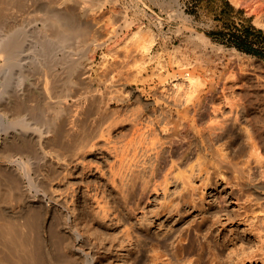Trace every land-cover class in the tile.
<instances>
[{"label":"rangeland","instance_id":"obj_1","mask_svg":"<svg viewBox=\"0 0 264 264\" xmlns=\"http://www.w3.org/2000/svg\"><path fill=\"white\" fill-rule=\"evenodd\" d=\"M65 1L24 0V7L21 8L24 13L19 9L23 18L18 16L21 19L19 23L24 24V32L30 36L36 31L44 33L36 30L35 27L38 26L34 24L44 16L38 11L40 4L47 3V6L55 10L70 8L74 13L78 11L76 15L87 12L85 20H89L84 25L88 29L92 22L94 28L98 27L94 31V28L87 30L83 26L84 29L79 33H85L84 37L72 38L76 39L74 43L70 44L73 42L70 41L65 46L73 52L72 59L81 58L80 61L86 63L82 57L87 49L84 39L89 31V35L92 33L90 37L94 35V38L101 39L103 36L98 41L109 40L105 38H110L115 33L116 36L112 37L119 39L117 44L113 42L114 46L110 42L113 47L109 45V49L105 47L95 55L93 72L91 71L92 83L82 80L77 87L73 83L65 84H70L69 88L74 86L73 94L81 95L80 91L88 90L85 93L102 95L105 100H110V111H117L106 123L105 137L96 141L94 152L85 156L88 158H81L84 159L81 161L83 164L78 163L77 179L53 185L59 197L67 198L70 203L74 201V204L71 203L72 208L75 205L71 208L72 218L75 220L77 214L78 225L87 235L86 241L77 243L78 247L82 246L87 250L90 244L96 245L97 260L94 264H153V248L164 252L159 241L167 239L166 246L178 245L180 260H174L175 264H264V187L256 195L250 187L255 183H262L264 186V12L253 13L247 8L236 6L232 0H116L117 3H108L102 9L96 6L93 8L92 2L85 4L83 0ZM135 22L144 23V31ZM27 26L30 31L26 29ZM39 26H42L41 22ZM139 28L142 32H139ZM245 29H252V47L259 50L261 55L249 54L230 44L231 33ZM37 32L35 39L34 35L29 36L31 43L36 40ZM40 36L38 34L37 38ZM201 36L205 40H201ZM29 41L26 40L24 47L30 46V52H34L31 47L34 45V49L40 50V44L37 46L33 41L34 45H31ZM33 55L31 53L30 56L34 58ZM34 62L36 60H33V64L32 61L29 62L24 73L29 76L27 79H34L36 82L43 68L39 69L37 61L35 66L38 64V68L35 69ZM60 64V76L63 75V80H66L68 66L62 68L63 64ZM180 72L195 73L203 82L209 80L221 84L215 96L216 103H220L222 108L216 116L212 115L217 120L213 117L205 119L210 124L227 119L228 122L224 125L226 128L228 123V127L224 129L225 138L222 136L223 140L220 138L209 143L207 150L198 146V141L186 128L175 152L169 154L171 157H168L165 143L157 160L155 153L161 147L155 143L154 135L147 132V123L154 117L162 122L161 120L171 119V116L168 108H164L168 112L165 113L158 107L156 109L151 101L161 99L166 104L173 105L174 98H181L182 93L172 88L174 83H181L186 79L183 76L176 80L178 77L174 75ZM223 85H227L228 89L223 91ZM24 87L27 88L28 85L25 84ZM63 93L67 98H64L65 104L73 114L80 105V99L69 98ZM140 93L143 94L144 103L148 102L146 108L142 105L143 100L140 103L137 101ZM221 94L222 97H228L231 105L221 98ZM118 98H125V101L119 103ZM30 102L33 103L30 106L36 104V97ZM233 103H236V108H241V111L238 109L241 112L239 122L233 119L235 113L230 110ZM27 104L28 102L24 103ZM82 104L87 109V117L95 112L88 102ZM29 105L26 106L28 109L34 107ZM204 124L206 125L203 123L201 128H204ZM215 148L227 155L226 160L231 159L228 161L232 163L231 166L227 162H219L221 156ZM217 148L222 149L220 151ZM208 151L210 153L207 154ZM214 152L220 158L214 157ZM159 162L163 172L155 179L152 171ZM236 164L239 165L238 172L244 167L242 173L234 170ZM169 172L167 189H162L161 186L155 189L156 180L157 183L164 182V175ZM205 178L209 180V185L203 192L200 185ZM73 188L76 193H73ZM35 190L37 192L38 189H32V196L37 195ZM180 198H187L189 201L182 207V212L176 213L177 215L172 212L169 216L161 217L165 211L164 205ZM44 201L46 205H41L45 209L40 204L39 209L36 207L42 214L41 218L46 221L44 223L41 219L40 226L44 227H37H40L41 233L36 227L37 230H28L29 227H24V230L31 234L36 245L37 240H42V243L45 241L44 253L47 249L46 256H49L48 259L52 258V261L48 260L49 263L55 264L57 256L52 253L55 252L51 247L54 238L52 231L59 226L57 217L61 209H56V203L50 202L48 198ZM19 208L14 203L11 211L19 212ZM53 227L55 229L51 230ZM42 228L47 229V232ZM34 232L44 237H38ZM33 235L38 238L37 242ZM53 260L56 262L53 263Z\"/></svg>","mask_w":264,"mask_h":264},{"label":"bare ground","instance_id":"obj_2","mask_svg":"<svg viewBox=\"0 0 264 264\" xmlns=\"http://www.w3.org/2000/svg\"><path fill=\"white\" fill-rule=\"evenodd\" d=\"M232 1L236 4V6L247 8V10H250L253 13L263 14L264 12V0ZM65 2L68 1L66 0ZM114 2H116V0H83V3L94 4L93 8L96 6L100 9L104 7L106 8L108 3L114 4ZM46 4L47 3H43V5L40 4L41 7L38 8V11L41 12L42 15L44 14V16L38 18L34 24L40 27L39 24L41 22L42 26L40 29H38V27L35 28L36 30L44 31V33H38L34 29L42 36V38H40V36L38 39L37 34L36 40H38V42L33 40L36 45L40 44V50L37 51L36 48L34 49L36 46L32 44L33 41L31 40L32 43L29 41V39H31L29 38L30 34L28 35L27 32H24L23 22L19 23L23 18V16L21 17L20 15L21 13L19 9L24 7V0H0V264H52V262L49 263L48 261H52V258L48 259L49 256H46V248V252L44 253L45 246L43 244H45V241L42 243V240H37V242L36 239L38 238L33 235L35 237V241L37 242L36 245L32 239L33 237H30L31 234H28L26 230H24L26 227H29V229L27 228L28 230H30V228L31 230H33V228L37 230L43 226H40L42 214L40 215V211L38 212L36 207L39 204L41 207H44V205H46L44 203L46 198H48L49 201L51 200L56 203V209H61L60 214H57V218H59V226L56 224L57 230L52 231V237L54 236V238L52 240L53 246H51L55 251L52 253L56 254L57 262L59 261V263H57L56 260H53V263L94 264L97 260V252L95 251L96 245L90 244L87 250L82 248V246L78 247L77 245V243L86 241L87 235L82 232L80 226L78 225L79 219H77V214L75 215V220L71 215V203L74 202L73 200H75V198L73 200L69 198L73 201L70 203L67 198L59 197L56 194L57 192L53 185L55 183L62 184L65 181L68 183L77 179L76 172L78 170H76V168L79 167L78 163L83 164L81 161H84V159L81 158H88L85 156L94 152L96 141L105 137V132L107 130V126H105L106 123L109 121L111 116L117 113L116 110L110 111V100H105L102 95H96L93 94V92H90L92 94L89 93V95L85 93L88 90L85 92L80 91L82 93L84 92L83 94L85 95L82 93L81 95H78L76 91L75 92L77 94H73L74 86L71 85L72 87L70 88H73V90H71L68 87L70 84L68 86H65V84L73 83V85L77 87L81 82H83L82 80H84L85 83H92L91 71L94 65L95 55H97L99 50L104 49L105 47L106 49H109L108 47L111 45L110 42L116 43L119 39H114L112 37L116 33L112 36L110 35V38H105L109 40L104 41H98L100 37H98L99 39L97 38V40L96 37L94 38V35L90 37L92 33L89 35L90 31L87 32V30L94 28V24H92V22H89L90 25L87 23L90 27L88 29L84 25V23L89 20H85L86 11L85 14L82 13L76 15L75 13H78V11H75L74 13V11H72V9L70 10V8H64L65 10H55ZM87 8L85 7L84 9ZM99 8L98 10H100ZM138 9L141 8L138 7ZM23 11L24 10L21 9L22 13H24ZM18 16L21 17V19L19 18L20 20L18 19ZM28 23L29 25L32 24H30V22ZM135 23L140 28H142V25L144 24L142 22ZM28 26L26 29H28ZM31 26L29 27L32 28ZM83 26L84 28L86 27V32L88 33L84 39L87 49L84 50V56L82 57L83 60H86V63L85 61L84 63L83 61H80L81 58L79 60L74 58L72 59V55H74L72 54L73 52L69 51L70 49L65 48L70 41H73L70 42V44L74 43L76 39L72 40V38H76L77 36V38H79L80 36H83V34L85 35L83 32L82 35L79 33L81 32ZM96 27L97 26H95V28ZM94 31H97V29ZM139 32L142 31L140 30ZM35 33H31L30 37L34 35L33 39H35ZM95 35L98 36V34ZM198 36L200 37V34ZM102 37L103 36H101V39ZM202 39L205 40L204 37L201 38V40ZM26 40L29 41L31 45H34L31 46L33 47L34 52H30L32 51V49H29L30 46H28L29 48L27 47L28 49L24 47L26 46ZM60 41L62 42L61 45L59 44L61 43ZM77 42H79V39ZM114 43L113 46L115 45ZM177 49L179 50L180 46ZM147 50L146 52H148ZM31 53L32 55L34 53V58L30 56ZM144 54L146 55V53ZM33 60H36V62L38 61L39 69L42 70L43 68L42 73L40 74L41 76L36 79V82L34 79H27L29 76L26 75L27 73H24V68L31 61L33 64ZM152 61L153 59L151 62ZM36 62H34V66ZM60 63L63 64L62 68H65V65L68 66V69L66 68V71H69L68 74H66L67 72L62 69V71L66 72L65 74L68 75L65 77L66 80H63V75L60 76L58 70V67L61 65ZM36 66L35 69L38 68H36ZM32 70L34 71V69ZM174 76L178 77L176 78L177 81L183 76L186 78L184 79V82L180 81L181 83H174V86L172 87L175 88L176 91L178 89L180 94L182 93L180 95L181 98H174L173 105L166 104L161 99L151 101L156 106V109L158 107L163 111L165 107L168 108L169 115L171 116V119L165 121L161 120L162 122H160V119H156L154 117L147 123V132L154 135L155 143L160 144L161 147V149L155 153L157 160L159 159L158 154L160 153V150H163V145H165V143H167L166 152H168V157H171L169 154L175 152L186 128L189 130L188 132L194 136L193 138L198 141V146L203 148V150H207L209 143H214L215 140H219L220 138L223 140L222 136L224 135V129L226 130L228 127V123L226 128L224 125L228 122L227 119L223 121V118L222 121L220 119V121H216V123L211 124L208 123L209 120L207 121L205 119L207 117L209 119V117H213L212 115L216 116L220 113L222 107H220L221 105L219 106L220 103H216L217 99L215 96L217 88L221 85L220 83L218 85L217 82L209 80H206V82L204 80L203 82L198 79L195 73L191 74L189 72L175 73ZM25 84L26 86L28 85L27 88L24 87ZM62 85H64V87H62ZM226 89H228L227 85H223V91ZM63 92H65V95H68L67 97L70 96L69 98L73 97V99H80V105L77 106L73 114L70 113V107L65 104L67 98L63 95ZM224 93L225 92H223V94ZM35 97L36 104L30 106L29 104L32 103L30 100L32 101ZM64 98H66L65 101ZM221 98H223L227 104L230 103V101L227 100L228 97H226V95H223L222 97L221 94ZM82 100L88 102L92 109L95 110V112L89 117L86 115L87 109L84 108L85 106L82 103L85 102H82ZM142 100L143 94L140 93L137 97V101L140 103ZM117 101L122 103L125 101V98H118ZM144 101L145 100H143V103ZM27 102L28 104L24 105V103ZM28 105L30 107H34L32 109H28L26 107ZM142 105L146 108L148 107V102ZM235 105L236 103H233L232 109L230 110L235 113V118L233 117V119L238 121L240 117L239 114H241L238 109L241 111V108H236L237 106L235 107ZM166 110L167 109H165L164 112L168 113ZM35 120L38 121L36 122ZM203 123H206V125L204 124V128H201ZM226 133L227 132H225V135ZM170 135L172 136L169 137ZM249 136L250 135H248V137ZM223 137L225 138V136ZM183 138L187 140L185 136ZM162 139L165 140L163 141ZM166 139L169 140L166 141ZM182 141L184 143L186 142L185 140ZM217 149H220L221 151L222 148ZM214 150H216V148ZM217 152L222 159H219V162H230L231 159H225V156L227 155H225V153L223 154V151L222 153L219 152V150ZM208 153H210V151H208L207 154ZM215 154L217 153L214 152L212 155L216 157ZM229 164L228 167H230L232 163L230 166ZM235 167H237V169ZM238 168L239 165L236 164V166H234V170L238 172ZM43 169H45L47 173L44 172L45 170L43 171ZM84 169L85 168H83V170ZM242 170L244 171V167ZM242 170L238 173H242ZM162 172V165L160 162L156 163L152 171L153 177L157 179ZM169 174L170 172L164 175V182L157 183L156 180V184H154L155 189H158L157 187L160 186L162 189H167L169 184ZM208 181L209 180L205 178L200 185L203 192L209 185ZM250 187L256 192V195L260 194V190L264 186H262V183L261 185L255 183L252 186L250 185ZM33 188L38 189L37 192L35 190L37 193L36 196L31 195ZM73 193H76L75 188H73ZM166 196L167 195H165V198ZM256 197L260 198V195H257ZM188 202L187 198H180L176 201H172L171 204L164 205L165 211L161 217L167 215L169 216L172 212H175V215H177L176 213H181L182 207L188 204ZM14 203L20 206L18 210L19 212L11 211V206L14 205ZM74 207L75 205L73 208ZM25 219L26 222H24ZM44 223H46V221ZM38 226L40 227L37 228ZM52 229H55V227L51 228V230ZM42 230L44 229L42 228ZM42 233L44 234V232ZM42 236L38 235V237ZM45 240H47V238ZM166 242L167 239L159 241V243L163 245L162 247H164V252L157 250V248H153V264H175L174 260H180L178 245L174 246L175 244H173V247L170 245L166 246ZM33 244H35V247ZM163 257H167V259L165 260Z\"/></svg>","mask_w":264,"mask_h":264},{"label":"trees","instance_id":"obj_3","mask_svg":"<svg viewBox=\"0 0 264 264\" xmlns=\"http://www.w3.org/2000/svg\"><path fill=\"white\" fill-rule=\"evenodd\" d=\"M249 30L250 29L243 30V31L247 32V33H244V34L231 33V38L232 39H231L230 44L235 45L240 50L245 51V52H247L249 54L261 55V52L259 50H257L254 47H252V42L250 41L252 33H249Z\"/></svg>","mask_w":264,"mask_h":264},{"label":"crops","instance_id":"obj_4","mask_svg":"<svg viewBox=\"0 0 264 264\" xmlns=\"http://www.w3.org/2000/svg\"><path fill=\"white\" fill-rule=\"evenodd\" d=\"M238 33H247L245 31H239ZM249 33H253L252 29L249 30Z\"/></svg>","mask_w":264,"mask_h":264}]
</instances>
